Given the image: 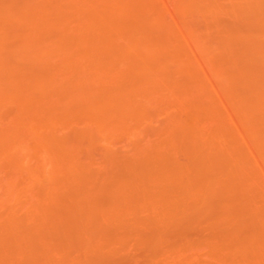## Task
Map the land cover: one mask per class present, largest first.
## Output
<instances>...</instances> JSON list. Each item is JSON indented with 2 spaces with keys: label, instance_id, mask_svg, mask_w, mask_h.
<instances>
[{
  "label": "bare ground",
  "instance_id": "1",
  "mask_svg": "<svg viewBox=\"0 0 264 264\" xmlns=\"http://www.w3.org/2000/svg\"><path fill=\"white\" fill-rule=\"evenodd\" d=\"M51 1L52 0H31L29 1V4H25V5L21 4V6L24 7H21L20 8L21 10L19 9V11H16L15 14L10 13L12 15L8 14L9 13L8 11H10L11 8L13 7L12 5L11 7L8 4L9 1H7L8 3L6 2L7 4L5 3L3 4L2 2L3 5L0 3V10L2 11V13L0 14V115L1 112L2 113L5 112L4 111L5 108L6 110H8L7 109L8 107L10 108V110H13V114L10 116L14 117V119H12L8 113H4L6 115L8 114V118H10V120L11 119L13 120L12 123L9 122L10 124H12L11 129L13 131L12 130H10V132L6 131L7 129L6 128L4 129V127L6 126L4 127L1 126L0 128V129L3 128L5 130V131L3 130L0 131V133L2 131L4 133L1 134L0 136V159L5 161L4 163L3 161H0V163H2L0 164V166L2 169V167L4 168V166L2 165L6 163L4 169L5 170L8 169L11 172L13 171V173L16 171L15 172L16 175L18 173L17 171L25 172L24 174L26 175L27 179L25 178L26 181L24 180L25 181V183L23 182L24 185L18 186L20 191L17 190H16L17 192L15 191L14 187L16 188L17 186H15L14 184H10V183L8 184V185H14L13 187L14 190L12 188L10 189L9 188L10 186L7 187V185L6 184L5 185L6 188L10 189V193H11L10 195L14 196V192H16V195H18V193L20 195L24 194L25 197H27L26 199L29 202V204L32 205L33 203L30 202H35L34 205L31 206L32 208L30 210V214L26 215V218L28 217L29 219L27 218L26 221V218L21 216L25 218L24 221H26L27 223L29 222L31 224V220L36 219L32 221V224L34 223L36 225V223L39 221L38 218L41 217L40 215L43 216L46 215L45 212L48 210L47 208L50 207V205H54L55 203L57 204V206L59 205L58 207L60 209V214L57 215V217L55 215V217L58 218V216H60L62 219H64L63 221H61L62 219L61 220L59 219V221H61L62 223L65 222L63 223L65 229L63 228L62 231L63 240L61 238L62 235L60 233V238L58 239H60L61 244L59 245L58 242H56L57 244H55V246L54 244L53 245L51 244L52 248L54 246V248L56 247L57 249L56 248L52 249L50 247L49 249L52 251L51 253L50 250L47 251L44 249L45 250L44 251L43 247L41 246L42 250L40 251L42 253L41 255L39 254V256L35 254L36 251H33L34 249L32 250V248L29 245H27L29 244L30 240L32 241V239L30 238L27 239L28 243L25 240L26 244H24L23 246L21 245L17 246L18 243L21 242L22 240V237L19 236L22 235L21 233H24L23 228L30 226V224H26L24 221L23 223H19V220H23V218L20 217L18 218L19 220L15 221L18 216L15 215L16 213L13 214L14 211L10 210L11 212L7 213V215L5 214L6 216H4V218H2L3 215L1 213L2 216H0L1 217L0 220L3 222L2 224V222L0 221L2 224L1 226L4 225L3 227L5 228V225H8L9 227L10 225L12 226L15 225L16 227L14 229L16 230L15 232L11 233L12 230L9 229V227L7 226L10 232L9 234L11 235L8 236L9 238L7 241L5 239H2V241L4 240V242L2 243L3 249L4 247H6L5 245H7V247L11 246L10 248L13 249L12 248L13 243L14 244L17 243L16 248L17 247L24 248V246L27 245L25 246V249H27L29 246V250L31 249L33 251V257L31 252L27 253V255L29 256L27 255L25 256H27L30 261H31L30 257L33 258L32 261L30 262L28 259H24L19 262L16 261L17 264H37V263L49 264L50 261L49 258H52L51 256H49V254L53 255V253L56 251L54 253L55 255H53L56 257L57 251H59L60 253L61 251L60 249L62 248L64 249L66 246H67L66 249H69L70 251L71 249L68 247V244H70L69 241L70 239H72V241L76 239L75 240L76 243H74L75 241H73L75 247L74 244L72 243L71 244L73 245L72 248L73 252L78 251L79 254L77 252H74L76 253L75 255H77L75 256L73 253L74 257L72 256L69 257L67 255L68 259L65 261L66 264H100V263L102 264L103 262L102 260H105V258L108 255L110 256V254L115 250L120 249V247L122 246L124 247L123 242L126 241L125 239L130 238V236L133 237L132 235L136 234L135 232L136 230L143 228H149V229L152 228L156 232L154 234L153 239L151 237L150 240L151 241L153 240L152 241L153 244L159 245V242L163 240L162 237L165 236L164 233L166 232L168 233L169 226L171 228L172 226H174L172 224L180 225L182 224V222L186 220V218H189V216L190 217L194 216L197 219L200 218L201 220L200 219L198 220H200L202 224L203 221H205L206 225H208L207 226L208 229L209 227L212 226L211 229L214 230L213 229L214 227L215 230L211 235L213 236L214 234H216L214 235L215 237H213L211 240L208 239L209 241H206L207 238H205L203 239V241L205 240L206 242L204 241L202 243L201 241L200 242L198 241L197 243L194 239H193L194 241H190L192 244L188 242V240H186L187 243L186 241L185 242L182 241L184 242V244H182L177 248L172 247L173 249L170 248V246H166L168 245L169 242L165 245L164 244L165 240H164L162 241L163 243L162 245L170 249V251H168L169 255L165 254L166 256L165 257L163 254L165 251L161 253L163 249L161 251L160 247L158 246L156 247L155 245L152 244V247L155 246L156 248L160 249V251L158 250L159 252L157 251L158 252L157 255L161 254L162 257L163 258L165 257L166 259L167 256H170L173 253L174 255L173 254L172 255L174 258L170 256L171 261L172 259L173 260L176 258L179 259L180 256L183 258L185 257V259H183L185 261L181 260L182 259L181 257H180V261H178V259L174 260L175 261L174 263L177 264L179 262L181 263L186 262L187 259L186 257H190L185 255L188 253L190 254L192 253L194 255L196 254L195 257H193L194 255L192 256L193 258L196 259L195 262H197L198 260L199 261L201 260V262H203L202 258L205 255L204 256L201 255L203 256L201 258L199 255L201 254V252L202 253L205 252L207 254L206 256L209 258H207L208 260H206L205 259L206 256H205L204 258L205 261L203 263L201 262L198 263L199 262L198 261L197 264H264V192H262V190L264 189H262L261 187L260 184L261 182H259L257 177L258 175L251 167V164H249V162L247 161L243 147L225 128L224 124H222L221 126L220 123V126H218L217 128L214 127V125L212 124L211 121L217 120V122L219 123V119H220L215 109L214 112L212 109L211 111L208 110L207 113L209 114L207 116L201 117L203 119L205 118V120L207 121V123L205 124L209 127L207 128L211 129V131L209 130L206 133L205 131L204 132L202 131L203 128L199 127V125L201 126V123L198 118H196L198 119L196 120V119H192L193 118L192 117L191 121H189L190 119L187 118L188 120H186L187 121L186 122L185 119L184 121L183 119H181L186 116L185 115L184 117H182L183 114L181 115V118H180V114L179 116L174 115V117L172 116L171 118L169 117L170 118L169 120L171 122L169 126L167 124H164L162 125L163 130L161 131V127L160 130H158V132L160 131L159 133L156 130L155 131L157 133L155 131L150 133L151 135H155L156 133V135L153 138V141H151L152 143L151 145L149 146L147 145L146 147H144L145 146L144 143L137 140L141 145H143L144 148L137 141L134 142L135 145L131 146L134 149V151L132 150L133 154L137 155L138 158L137 156L134 155L137 161L135 159L132 163L135 164H133L132 166V164L130 163L131 168L129 167L130 164L127 165L129 169H127L128 170L127 171L128 173H126L127 175H123L125 177L122 178L119 177L120 179L116 178L117 176L116 174L118 173L117 172L118 170L116 171L114 169L112 170L109 168L110 175H112L111 177L110 176L109 177L113 181L109 183L110 184L109 186H107L108 184L105 185L103 189H101L102 187L101 188L99 187V190L95 189L96 187H98V185L94 187V182L95 180H97L96 178L97 175L94 174L96 173L93 171L95 169L91 170L92 160L89 161L90 158L89 156H91L92 152L95 151V147H97L98 149V145L102 144V142L108 143L109 141L111 143L113 139L117 141L116 139L117 137L119 141L120 138L121 139L142 138L144 134L147 133V131H149L148 128L146 129V127H148L147 126L148 123L152 122V120L155 119V117L159 115L161 112L164 113V110L165 113L169 112L166 111V109L170 106V102H171V100L169 101L170 99L169 94H171L169 92L174 91L173 88L174 86L178 87V85H176L177 83H175L176 80H174L173 82L174 85H171L172 83L171 77H173L174 79L175 76L174 75L175 73H173L174 76H171L172 74L171 70L172 71H175V69L178 70L179 67V70L183 72V75L181 74V76L187 75L186 72L189 75L191 73L194 74V71L191 72L192 69H190V66L188 68V66L186 67L185 63L182 62L178 54L179 51L176 52L177 55L175 54L174 56V53L172 52L176 47L172 48V46L173 45L175 46L176 43H172L173 45H171L170 44L171 42L169 41L171 39L169 38H167L169 39L167 41L169 42L170 46L164 45L165 47H162V45L160 44V47L167 48L169 46L174 59H172L173 57L172 58L170 57L171 54L169 53L170 56L168 54L167 55L170 58H168L167 61L168 63L172 61V63L167 64L166 60L159 61L160 59L158 60L160 64L155 63V58H153L152 55L155 53V51L153 52V49L156 47L158 49L160 48H159V44L154 47V44L156 42L152 44V41L155 40L153 39L154 37H152L153 34L151 32L155 33L157 31L158 33L159 28H157L158 29L157 30L154 27V30L151 31L153 27L151 29L150 26L151 23H149L150 22L149 20L152 19L160 22V18L162 14L156 5L155 6L157 7L156 8L157 10L153 9V11L155 10V14H152L155 17L154 16L149 17L150 15L149 13H151L149 12L150 10L148 11L144 9L147 11V12L144 11L146 12L144 15H141L143 11L139 12L141 11V8L143 6L142 7L139 6L140 8L138 7V9L130 8L129 10V7L125 5H121V2L118 5L116 0H58L57 2L55 0H53V2ZM189 1L191 2L192 0ZM204 1H202L203 2L202 5L205 7L202 6L203 8L201 7L199 9L202 10H204V8L207 9L209 5H211L209 6L210 9L211 7L212 8L215 7V3L214 4L212 3L213 1L212 2L209 0L208 1L204 0ZM237 1L239 0L236 1L234 0V2L232 0V4L237 3ZM247 1L248 2L246 3L249 4L250 1L249 0ZM254 1L257 2V0H253L250 6L248 5L249 6L248 8H250L251 10L254 9L253 11H255V7H256L255 4H257ZM206 2H208L207 4L209 5L206 6L205 5ZM88 3L90 4L96 3V5L98 4V6L100 7V9L98 8L99 10L98 11L96 10L97 12L88 11L89 13H87V11L84 9L86 12L84 11L83 13L82 12L79 13L81 9L79 11L77 9L82 8L84 5L88 6ZM238 3L236 5H238ZM242 3L243 5H245L244 0ZM258 3L260 2L258 1ZM239 4L240 5H238V7L239 6L241 7L242 4L241 3ZM140 5H142L141 2ZM217 5L220 6L219 3H217ZM251 5L253 6L255 5V7ZM222 6L218 8L221 9ZM1 7L3 8L1 9ZM134 7L137 6L135 5ZM187 7L190 8L189 4ZM215 8L211 10L215 11L216 10ZM131 9L134 10V13L137 10L139 14L140 13L141 14L136 15L137 13L136 11V13L133 15V11ZM210 9L209 11H211ZM250 9L249 11H251ZM202 10H198V11H202ZM239 10L242 11L243 9L240 8ZM245 12H248V10ZM256 13L252 15H256ZM147 14H149L148 15L149 20L146 19ZM129 15L132 16L133 18L132 20L131 17H129ZM256 16L259 17L260 15L257 14ZM242 17L244 18V16ZM258 17L255 19H257L258 22L262 23L261 18H260L261 21H259ZM126 18H130L129 21L126 20ZM245 18L247 19V17ZM146 21L149 23V25ZM124 23H126L125 24L126 28L122 30V28L120 29V27H122L120 25ZM146 23L151 29L150 32L144 29ZM160 24L161 23H159L158 26ZM261 25H264V23H262ZM261 25L258 24V27L264 28V26ZM148 26H146V29L148 28ZM162 27L160 26V29H162ZM13 28H15V32H13L14 31ZM16 28L18 29V31L20 29H23L24 32L25 31L27 32L24 33L23 31H21L24 34H26L25 38L18 36L19 37L18 42L20 44L15 39H13L15 40V42L13 41L14 44L13 42L10 41L12 39V32L13 35L16 34L17 31ZM167 29L168 28H166V30ZM260 29L261 28H259V30ZM142 30L146 31L145 32L146 35H144L141 32ZM255 30H258V28ZM38 31H40L41 35H39ZM160 31L161 30H159V33H161ZM147 32L151 35L152 41L149 39L150 37ZM36 33L38 34V36L36 35ZM162 33L165 32L163 31ZM255 33L256 31L253 34L254 35L258 34ZM259 33L260 34H258L257 36L261 35L262 37H264V31ZM19 34L21 35V33ZM168 34L166 33L165 35L170 37ZM250 34L251 33L246 34L247 38L248 35ZM28 35L31 36L29 37ZM147 35L148 38L146 37ZM236 35L235 38L237 37ZM246 35L245 36L241 35L245 38H242L240 36L239 38L241 39L240 42L236 40L238 38L236 39L234 38L235 40L232 39L233 37L231 38V35L230 38L231 40H234L236 43L238 42L242 44L241 41L249 39L246 38ZM26 36L29 37L27 38V40H25ZM153 36H157V35L155 34ZM217 36L219 37L220 35ZM228 36L227 37L225 36V40L223 39L224 36L222 38L220 37V40L217 37L218 38L217 41L219 40L217 46L219 45L220 42L221 44L220 47H222L223 40L226 41L227 38V41L230 43L223 42L225 44L223 45L224 49L226 50L227 46L228 48L231 49L236 48V46L232 47V45H234L235 42L230 41ZM261 36L260 38L253 37V39L257 41V39L259 40L262 38ZM251 38L249 39V41H247L249 43V45H247V48H246V44H242V46L239 45L241 49L244 50L246 48V50H250L249 49L250 42H253L251 41ZM7 40H9L8 43H11L12 45L8 47L10 48L9 50L7 48L5 50V46L6 44H8ZM4 41H6V44L4 43ZM208 42H209L208 40L206 41V39H202L201 43L199 41V43L201 44V46L199 47L200 48L202 47V49H206V47L209 46V45L207 46ZM231 42H233V44ZM254 43L256 42L254 41ZM254 43H252L251 46L257 48L255 45H253ZM210 45H213V43L212 44L210 43ZM229 45L231 46L229 47ZM243 45H245L244 48H242ZM2 46H4V48H2ZM254 47H250V48H254ZM169 48L167 50H169ZM224 49H222L221 53L224 52L223 51ZM261 49L260 51H262ZM160 50L163 51V49ZM164 50L166 51V49ZM253 50L254 49H252V52ZM256 50L257 49H255L253 53L250 52L251 50L246 51L247 53H250V55L248 54L249 56L246 55L247 57H245V52L242 51L243 52L242 55L245 58L249 57L251 60V57L255 58L253 55H251V53L254 54L255 52H259V55L262 53ZM227 51H231V50L228 49ZM4 53L7 54L6 56H8L10 60L8 64L5 65L4 63L1 64V60L3 61L4 59L3 57ZM213 54L215 55V53ZM262 55L259 56L260 59H262ZM213 56L210 58H212L211 63H213L212 65H214L213 68L214 72H216L217 75L218 73L219 75H221L220 74L221 71L219 70L221 69L220 63H218L217 60L218 58L215 57L217 56V52L216 55L214 57ZM258 56L255 59L256 61L258 59ZM157 57H156V62L158 59ZM253 58L251 62H255ZM260 59L258 60L260 61ZM223 60L225 61V59ZM259 61L256 62L258 63L257 65L259 66L264 65V60H261L262 64ZM23 62H26L25 64L26 67L21 66L24 65ZM251 62H250L251 66H254V68H256L257 65H252L253 63ZM164 63L166 65H164ZM217 63L219 65H217ZM233 63L235 62L233 61ZM240 66L243 65L241 64ZM249 66L250 65H248L247 66L248 69L246 68L247 70H245L247 71V74L243 72V74H239V76L241 75L242 78H244L247 77L246 75L249 74L248 75L249 77L250 74L252 73L251 71H249V69L251 68V66L250 68ZM259 66H257V68H259ZM182 67H184L185 69H183ZM179 70L177 72L181 73V71ZM118 72L120 73V75H122L121 78L120 76L118 77L116 75L118 74ZM258 73L260 72L258 71ZM230 76L232 75L230 74ZM235 76L234 78H236ZM241 76L239 78H241ZM69 77L70 79L72 77V79L77 81L76 83L74 82V84H77L80 81L85 82L87 80L88 81L90 80V83L89 82L87 83L88 86L86 85V82L84 83V85L87 88L83 87L81 82L80 87L82 86L83 90L84 88H86V91L85 90L83 91L81 89L82 91L81 93V91L77 89L78 91H80L78 92L75 87L77 86L78 88L79 86L78 84L75 86L72 85L73 86L72 89L75 87L74 89L76 90V94L80 93L79 96H76L75 94H73V92L71 93L70 90L69 91L66 90L67 93L69 94H67L66 91L65 93L67 95L65 93L62 94L63 88H61V86L63 87V85L66 86L68 84V82H66L67 80L65 81V79L66 78L69 79ZM182 78L186 79V77H182ZM237 80L239 79L237 78ZM190 81H192V79ZM253 81L255 82V80ZM260 81L259 83L264 84V82H260ZM64 82H66L67 84L66 83L64 84ZM70 84L69 86H71ZM257 84H258V80L257 83L255 82V84L252 85L257 86ZM187 85L184 86L189 87V85L188 86ZM258 85L260 86V90L258 89L259 86H257L258 88L252 86L253 87L252 90L248 89V91H250L249 93L247 92L248 95L246 94V92L244 94L239 93L242 94L243 96L239 98L240 101L239 103L237 102L238 104L234 102L237 105V108L239 109V110L236 109L238 115L242 117L243 121L246 119L247 123L248 120L249 121L251 120V123L260 122L264 124V114H262L264 113V90L261 91V89L264 88V85L262 86L260 84ZM58 88H61V93H59L60 91L57 93ZM232 88L233 86L231 87V89ZM235 88L234 90H236ZM52 90L55 91L56 94L53 93ZM166 91H167L166 94L169 95L168 96L169 102L167 101L165 95ZM83 93H84V97L81 96V94L83 95ZM59 94L60 95L62 94L63 96L61 97ZM234 94L235 93H233V95ZM172 95H171V99L172 97H175ZM79 97L83 99H80ZM233 99H237V98H232V100ZM75 100H79L77 106ZM69 103H72L71 105L75 103L74 106H76L75 109H72L70 107V109L73 110L70 111L69 109L70 112H68L69 107L66 108L65 106V105L68 106ZM56 105L57 108L59 109L54 110ZM37 106L39 109L37 108L36 111ZM50 106H54V107H50ZM45 107L47 109H45ZM258 110L262 111V112L260 111L261 112L260 116L256 114V111ZM28 112H32L29 113L28 116L29 117L31 116L32 119L34 118L33 120L32 119L26 120L23 117L27 115ZM34 112L36 114L38 113V115L36 116ZM181 112L182 111H180V113ZM4 114H2L3 119L9 120L4 117L5 116ZM32 114H34L35 117H33L34 115L32 116ZM14 120H16V122H14ZM201 122L203 124L202 120ZM72 125L73 126L78 125L80 126V129L76 130L75 127H72ZM166 126L168 127L164 128ZM212 126L214 130L216 129V131L213 134H210L211 132H213L212 131L213 129L211 128ZM70 127L74 129V133L72 132L73 130L71 131V133H73L72 135L73 137L71 138V140L66 137L62 138L57 134L58 129H65V128L68 129ZM205 130L207 129L205 128ZM5 132L7 133L5 134ZM149 132L147 134H149ZM203 133L207 135L205 136ZM254 133L257 135L258 131L257 133L256 132ZM69 136L71 137V135ZM190 136H192V138ZM146 137L149 138L148 136H145V140ZM114 140L112 142H114ZM149 140L151 139L149 138ZM256 147L258 148L261 154L260 156L264 158V132L258 135ZM103 150L100 152V155L104 157L103 160H105L106 158L107 160H110L109 161L110 163L111 161H113L114 164L111 163L113 165L111 167L114 168L116 166L115 162L118 161L117 160L118 158H116L115 154L113 156V154H110L111 152L108 153V150L107 151H103ZM97 152L99 151L97 150ZM82 153H83V157L84 156L85 157L80 159L79 155ZM181 153L184 154L185 157H187L185 159L186 161L183 160L185 163L179 162V160H177L178 158L177 155L178 154L181 155ZM25 155H27L28 157L30 155L32 156L31 161L33 162V164L31 165L29 164L30 166L28 167H25L23 165L25 162L24 163L22 162L23 161L22 159H24L23 157ZM83 159L85 160L83 161ZM116 167L115 169H117ZM21 177L24 176L21 175L20 178ZM50 182H52L53 184ZM236 186L238 187L237 190H236L237 188ZM38 187L44 188L43 191L42 190L39 191L42 188H38ZM35 188H37L38 190H36ZM32 190L39 192L38 194L42 192L43 196L40 194L39 198L35 197L34 196L35 192H32ZM31 194L33 195L34 199L31 197ZM38 194L36 193L35 195L37 196ZM20 198L21 197H19V200ZM19 200L17 203H15L16 205H18V208H20L21 206V205L19 206V202H20ZM23 203L24 202H20V204ZM35 204H37L36 206H38L39 208L34 207ZM3 205L6 206V204ZM12 206L14 205H11V207ZM62 209H64L62 212H65V214L61 212ZM42 210L43 211L45 210L44 213ZM61 213L64 215H62ZM21 214H23V212H21ZM47 220L48 223L50 224L51 221L49 222V219ZM42 222L44 223V221ZM106 225L109 226L112 225V227L110 226L111 227L110 228L109 226H107L108 228L107 229ZM22 226L23 228H21ZM49 227L51 228V226ZM114 227L116 228V231H118V229L119 231L120 229L125 230L128 235H126L125 232L124 235L122 232H121L122 234H120L119 232H115ZM50 228H47V230L46 229L45 230L48 231ZM53 228H54L53 230H55V227ZM112 228L114 231H112ZM35 230L36 228L34 227L33 231ZM106 230H108V234H110L109 231H112L110 235H112L114 232L117 234L115 235L113 234V236H107L106 234H104L105 233L104 231ZM134 232L135 234H133ZM40 234L41 232L39 234L36 233V235H39L38 238L41 237ZM4 235H6V231ZM4 235L3 237H6ZM52 235L50 234L49 236ZM23 236H25V233ZM73 236L76 238H74ZM98 236H100L99 239ZM42 240L44 244L45 239ZM100 240L103 241L101 242ZM5 242L6 244L4 245ZM9 242L12 244H10ZM50 242L52 241H49V243ZM141 242L143 241L141 240L140 243ZM146 242H143V244ZM193 242H196L197 244H193ZM35 243H37L36 240ZM66 243L68 244L66 245ZM168 248L165 249L169 250ZM25 249L22 250L24 251ZM38 249H40V246L37 247V250ZM18 251L20 252V250ZM18 251L16 252L17 254L19 253ZM25 252L27 251L25 250ZM47 252L50 253L48 254ZM3 254L4 256H7V254L5 253ZM34 255L35 256L37 255L36 258L38 259L35 258L36 260H38L37 262H34L35 261ZM197 255L200 257V259H197L196 257ZM20 256L23 257L24 254H21ZM41 256H44L45 260ZM160 256L157 257L159 259H162L163 262L164 259L161 258ZM19 257L16 258V260L17 259L20 260ZM39 257L42 260H39ZM59 257L60 258L58 257L56 258L58 259L62 258L61 255ZM46 259H49V261H47ZM53 260H55V258H53L51 261ZM63 260L62 262L61 260L58 261L57 264H62V263L65 264ZM155 260H152L150 264H159ZM51 261L50 263L52 264L53 262ZM193 262L194 260L192 261V263ZM54 263L56 264V262Z\"/></svg>",
  "mask_w": 264,
  "mask_h": 264
},
{
  "label": "rangeland",
  "instance_id": "2",
  "mask_svg": "<svg viewBox=\"0 0 264 264\" xmlns=\"http://www.w3.org/2000/svg\"><path fill=\"white\" fill-rule=\"evenodd\" d=\"M7 1H9V3L7 2ZM26 1L27 0H3V1H1L0 0V3L2 4V2H3V4L5 3V4H9L10 6L12 5L13 7H14V5H15V7H17V8H15L14 7V9H13V7L11 8V10L10 11H8V12H6V13H8V14H10V13H12V14H15V12L16 11H19V9L21 8V7H24V6H21V4H29V1H31V0H29V1H27V3H26ZM56 2L58 1V0H55ZM55 1H54V3H55ZM139 0H116V2L118 3V5L120 4V2H121V5H125V6H127V7H129V10H130V8H136V9H138V7L139 6H143L142 8H141V11H139V12H142L143 11V13L141 14V15H144L147 11L146 10H150L149 12H151V13H149V14H147L146 16L148 17V15H149V17H153L154 15H152V14H155V10H157L156 8L158 7L159 8V10H160V12H161V14H162V16H161V18H160V22L159 21H157V20H149V17L147 18L146 17V19L147 20H149L150 22L149 23H151V29H152V27H153V29L151 30L150 28H149V23H148V25H147V23H146V25H145V30H148L149 32H150V30L151 31H153L154 30V27H155V29H157V28H159V30H161L160 32L162 33L163 31L165 32V33H159V30H158V33L160 34H158L157 33V31L155 32V33H153V32H151L153 35H157V36H153L152 35V37H154L153 39L155 40V41H152L151 39H152V37H151V35L149 34V39L152 41V44H154V42H156L155 44H154V47L155 46H157L158 44H159V48L160 49H163V51L162 50H160V49H158L157 47L156 48H154V49H156V50H154L153 49V52L155 51V53L154 54H152L153 55V58H155V63L156 64H160V62L159 61H161V60H168V58H172L173 57V54L172 53H174V56H175V54L177 55V53L176 52H178V54H179V57H180V59L182 60V62H184L185 63V65H186V67L188 66V68H189V66H190V69H192V71L191 72H193L194 71V74L193 73H191L190 75L186 72V70L188 69H186L185 70V72H186V74L187 75H185V76H181V74L183 75V72L181 71V70H179V67H178V70L179 71H181V73L179 72H177L178 70L177 69H175V71H172L171 70V72H172V74H171V76H174V79H173V77H171V81H172V83H171V85H174L173 84V82H174V80H176L175 81V83H177L176 85H178V87L176 88L175 86L173 87L174 88V91H171V92H169V93H171V94H169V95H167L166 93H167V91L165 92V95H166V98H167V101H168V99H169V101L171 100V102H170V106L166 109V111H169L168 113H170V114H168V113H165V110H164V113L163 112H161L159 115H157L156 117H155V119H153L152 120V122H150V123H148L147 124V126L148 127H146V129L148 128V130L150 131H147V133L149 132V134L151 133V132H154L155 130L158 132V130H160V127H161V131L163 130L162 129V125H164V124H167L168 126L171 124V122H170V118H171V116L172 117H174V115H178L179 116V114H180V118H181V115H182V117H184L185 115V117L184 118H181V119H183V121H184V119H185V121L186 120H188L187 118H189L190 120L189 121H191L192 119H196V118H198L199 120H200V123H201V126L199 125V127L200 128H203V132L205 131V133L206 132H208L209 130L211 131V129H208L209 127L205 124V123H207V121L205 120V118L203 119V118H201V117H203V116H207L209 113H207L208 112V110H210L211 111V109L213 110V112H214V109L216 110V112L218 113V115H219V118L221 119H219V123L217 122V120H214V121H211L212 122V124L214 125V127H218V126H220V123H221V126H222V124H224V126H225V128L231 133V135L236 139V141L243 147V149H244V152H245V155H246V158H247V161L249 162V164H251V167L253 168V170L256 172V174L258 175H256L257 177H258V180H259V182H261L260 184H261V187H262V189H264V158H262V156H260L261 154H260V152H259V150H258V148L256 147V145H257V140H258V135H260V134H262V132H264V124H262V123H260V122H257V123H254V122H252L251 123V120L249 121L248 120V123H247V120L245 119L244 121L242 120V117L240 116V115H238V112H237V110H239L238 108H237V105L236 104H238L239 103V101H240V99L239 98H241V96H243L242 94H244L245 92H246V94H247V92L249 93L250 91H248V89L249 90H252L253 89V87H257V86H259L258 84H260L261 86L262 85H264V84H261V83H259V81L260 82H264V80H262V79H264V76H262V75H264V65H261V66H259V65H257L258 63H256L257 61H259L258 59H260L259 58V56L260 55H262V54H264V43H262V42H264V37H262L261 35V39H257V41L255 40V39H253V37H259L260 38V36H257L258 34H260L259 32H262V31H264V30H262V29H264V28H262V27H258V24L259 25H261L262 23H264V11H262V10H264V4H262V3H264V0H257V2L256 1H254V2H256L257 4H255L256 5V7H258V8H256L255 7V5L253 6V5H251V6H253V7H255V11H253V10H251L250 8H248L249 6H250V4L253 2V0L251 1V0H249L250 2H249V4H247L246 2H248L247 0H244V3H245V5H243V0H239V1H237V3L239 2V3H241L242 5H241V7L239 6L238 7V5H240L239 3H238V5H236L237 3H233L232 4V0H209V1H213L212 3L214 4L215 3V7H217V8H215V7H213V8H215L216 10L215 11H213V10H211V9H213L212 7H211V9H210V7L209 6H211V5H209V4H207L208 2H206V6L207 5H209L208 6V8L211 10V11H209V9L207 8V9H205L204 8V10H202V9H199V8H201L203 5H202V1H204V0H201V3H200V0H192L191 2L189 1V0H140L139 2H138ZM152 1H153V4H152ZM206 1H208V0H206ZM215 1H217V2H215ZM224 1H225V3H224ZM226 1H228V2H226ZM236 1V0H235ZM240 1H242V2H240ZM258 1L260 2V3H258ZM7 2V3H6ZM19 2V3H18ZM51 2H53V0L51 1ZM124 2V3H123ZM125 2H126V4H125ZM140 2L142 3V5H140ZM151 2V3H150ZM233 2H234V0H233ZM138 3V4H137ZM199 3V4H198ZM204 3H205V1H204ZM217 3H219L220 4V6H222V5H224V6H222L221 7V9H219L218 7H220L219 5H217ZM230 3V4H229ZM2 4V5H3ZM18 4V5H17ZM147 4H148V6H147ZM188 4H189V6H190V8L189 7H187L188 6ZM260 6H259V5ZM17 5V6H16ZM92 5H94V6H92ZM129 5V6H128ZM132 5V6H131ZM137 6V7H134V6ZM157 7H156V6ZM231 5H233V6H231ZM249 5V6H248ZM18 6H20V7H18ZM198 6V7H197ZM200 6V7H199ZM213 6V5H212ZM236 6H237V8H236ZM4 7V6H3ZM3 7H1V9L3 8ZM6 7H8V6H6ZM146 7H148V8H146ZM183 7V8H182ZM203 7H205V6H203ZM202 7V8H203ZM234 7V8H233ZM243 7V8H242ZM244 7H245V9H244ZM100 9V7L98 6V4L96 5V3H92V4H90V3H88V6L87 5H84L82 8H79V9H77L78 11L80 10V12L79 13H83L85 10L87 11V13H89V12H95L96 10L98 11L99 9ZM140 8V7H139ZM194 8V9H193ZM196 8V9H195ZM241 8V9H243L242 11L241 10H239V9ZM247 8V9H246ZM6 9H9V8H6ZM83 9V10H82ZM85 9V10H84ZM92 9V10H91ZM128 9V8H127ZM131 9V10H132ZM135 9V10H136ZM144 9H146V10H144ZM153 9H155L154 11H153ZM191 9H192V11H191ZM218 9V10H217ZM249 9L251 10V11H249ZM257 9H259V10H257ZM21 10V9H20ZM198 10H202V11H198ZM248 10V12H245V11H247ZM257 10V11H256ZM1 11V10H0ZM85 11V12H86ZM89 11V12H88ZM96 11V12H97ZM133 11V15L136 13V11H135V13H134V10H132ZM144 11H146V12H144ZM152 11H153V13H152ZM185 11H187V12H185ZM189 11V12H188ZM139 12L137 11V13H136V15L137 14H139ZM240 12V13H239ZM252 12H254V13H252ZM256 12H258V13H256ZM2 13V11L0 12V14ZM246 13H248V14H246ZM255 14L256 13V15L258 14V15H260L259 17L258 16H256V15H252V14ZM12 14H10V15H12ZM139 14V15H140ZM239 14V15H238ZM243 14V15H242ZM251 14V15H250ZM242 16H244V18L242 17ZM249 16V17H248ZM254 16H256V17H254ZM128 17V16H127ZM129 17H131V20L133 19L132 18V16H130L129 15ZM136 17V16H135ZM155 17V16H154ZM163 17V18H162ZM245 17H247V19L245 18ZM258 17V19H259V21H261L262 20V23L261 22H258L257 21V19H255V18H257ZM260 18H261V20H260ZM129 19L130 18H126V20H128L129 21ZM154 19V18H153ZM162 20V21H161ZM255 21V22H254ZM258 22V23H257ZM159 23H161L159 26H158V24ZM126 23H124V24H122V25H120V26H122V27H120V29L122 28V30H124L125 28H126V25H125ZM253 25H255V26H253ZM257 25V26H256ZM146 26H148V28L146 29ZM158 26V27H157ZM160 26L162 27V29H160ZM261 26H264V25H261ZM213 27V28H212ZM253 27V28H252ZM166 28H168L167 30H166ZM216 28V29H215ZM258 28V30H259V28H261L260 30H259V32H258V30H255V29H257ZM163 29H165V30H163ZM171 29V30H170ZM214 29V30H213ZM219 29V30H218ZM253 29V30H252ZM13 32H15V28H13ZM16 34L19 32V33H21V35L19 34H14L13 35V32H12V39L10 40L11 42H15V40H17V42H18V39H19V37L18 36H21V37H24L25 38V35L26 34H24L25 32L23 31V29H20L19 31H18V29L16 28ZM145 30H142L141 32L144 34V35H146V31ZM163 30V31H162ZM203 30V31H202ZM228 30V31H227ZM233 30V31H232ZM236 30V31H235ZM21 31H23V32H21ZM169 31V32H168ZM206 31H208V32H206ZM225 31V32H224ZM251 31H256V33L255 34H257V35H254L253 33L254 32H251ZM39 32V35H41L40 34V31H38ZM37 32V33H38ZM141 32H139V33H141ZM175 34H173V33ZM204 32V33H203ZM218 32V33H217ZM230 32V33H229ZM247 32V33H246ZM27 33V32H26ZM36 33V35L38 36V34ZM42 33V32H41ZM168 34L170 37H173V38H170V37H168L167 35H165V34ZM226 33H227V35H226ZM245 33V34H244ZM248 33H251L250 35H248V38L250 39L251 37V41H253V42H250V46H249V49L251 50H246V48H247V45H249V43L247 42V41H249V39L247 38V35L246 34H248ZM24 34V35H23ZM164 34V35H163ZM172 34V35H171ZM223 34H225V35H223ZM237 36L236 38H240V36L241 35H246V38L248 39V40H244V41H241V43L242 44H246V48L244 49V50H246V51H250V52H252V49H257L256 51H260V49H261V47H262V51H260V55H259V52H255L254 54H252L253 52H254V50H253V52L251 53V55H253L255 58H253V57H251V60H250V58L248 57V58H245V57H247L246 55H250V53H247L246 51H244L243 49H241V47L239 46V45H241L242 46V44H240V43H236L234 40L236 39L235 38V35ZM252 34H253V36H252ZM16 35V36H15ZM138 35H140V34H138ZM174 35V36H173ZM217 35H220L219 37L217 36ZM229 35V36H228ZM230 35H231V38L232 39H234V40H231V38H230ZM234 35V36H233ZM238 35H239V37H238ZM29 37L31 36V35H28ZM161 36V37H160ZM167 36V37H166ZM205 36V37H204ZM219 38V40H220V37L222 38L223 36V39L225 40V36L227 37H229V39H230V41H233V42H235L234 43V45H232V47H234V46H236V48H228V46H227V48H226V46H225V48H226V50L224 49V47H223V45H225L224 43L225 42H227V43H230V42H228L227 41V38H226V41H224L223 39H221V40H223V42H222V47H220L221 46V44H220V42H219V47L217 46V43H218V41H217V37ZM21 37H20V39H21ZM29 37H27L26 36V39L25 40H27V38H29ZM147 38H148V35L146 36ZM201 37V38H200ZM206 37H209L210 38V40H209V38H206ZM242 38H245V37H243V36H241ZM24 38H23V40H24ZM167 38H169V39H173L172 41L171 40H169V39H167ZM176 38V39H175ZM13 39H15V40H13ZM202 39H206V41L208 40L211 44L213 43V45H210V43L208 42L207 43V46L208 47H206V49H209L210 47L213 49H209V50H206V49H202V47L200 48L199 46H201V41H202ZM228 39V40H229ZM236 39L237 41H239L240 42V40L241 39ZM9 40H7V43H8V41ZM162 40V41H161ZM167 40H169L171 43V45H173L172 43H176L175 44V46L173 45L172 46V48L173 47H176L175 49H174V51H173V49H172V53H171V49L169 48V46H170V44H169V42L167 41ZM213 40H215V41H213ZM22 41V40H21ZM20 41V42H21ZM158 41V42H157ZM173 41H175V42H173ZM199 41H200V43H199ZM213 41V42H212ZM217 41V42H216ZM254 41L256 42V43H254ZM259 41V42H258ZM14 42H13V44H14ZM216 42V43H215ZM233 42H231L232 44H233ZM4 43L6 44V41H4ZM19 43V42H18ZM151 43V42H150ZM165 43V44H164ZM167 43V44H166ZM226 43V44H227ZM248 43V44H247ZM252 43H254L253 45H255L257 48H255L254 46H251V44ZM5 44H3V45H5ZM10 44V45H9ZM20 44V43H19ZM151 44V45H152ZM160 44L162 45V47H165L166 45H169L167 48H161L160 47ZM214 44H216V45H214ZM236 44V45H235ZM238 44V45H237ZM165 45V46H164ZM228 45V44H227ZM258 45V46H257ZM10 46H12L11 45V43H8V44H6V46H5V50H6V48L9 50L10 48H8V47H10ZM213 46H214V48H213ZM231 45H229V47H230ZM238 46V47H237ZM244 46L245 45H243V47L242 48H244ZM250 47H254V48H250ZM259 47V48H258ZM2 48H4V46H2ZM169 48V50H167ZM219 48V49H218ZM224 49L223 51V53L224 54H226V55H224L223 53H221V51H222V49ZM237 48H240V49H237ZM21 49H23V48H21ZM158 49V50H157ZM164 49H166V51H169V52H166ZM177 49V50H176ZM202 49V50H201ZM216 49V50H215ZM218 49V50H217ZM231 50V51H227V50ZM4 50V49H3ZM25 50V49H24ZM23 50V51H24ZM157 51H158V54H157ZM159 51H161V52H159ZM237 51V52H236ZM241 51V52H240ZM245 52V57L242 55V53L243 52ZM6 52V51H5ZM139 52V51H138ZM216 52H217V56H215L216 55ZM220 52V53H219ZM234 52H236V53H234ZM169 53L171 54V56L169 55ZM209 53H210V55H209ZM213 53H215V57L216 58H218L217 60H218V63H220V68L222 69H219L222 73H223V75H222V73L220 72V74L221 75H219V73H218V75H217V73L216 72H214V65H212L213 63H211L212 62V58H210V57H212L213 55L212 54ZM229 53V54H228ZM231 53V54H230ZM240 53V54H239ZM170 56V57H168V55ZM218 54H220V55H218ZM7 54H5L4 53V55H3V57H4V59H3V57H2V59H3V61L1 60V64L2 63H4V65L5 64H8V62L10 61L9 60V57L8 56H6ZM155 55H159L158 57L157 56H155ZM208 55V56H207ZM222 55H223V57H222ZM238 55H239V57H238ZM248 55V56H249ZM259 55V56H258ZM6 56V57H5ZM213 56V57H214ZM258 56V59H257V61L255 60L256 59V57ZM156 57L158 58L157 59V62H156ZM161 57V58H160ZM220 57V58H219ZM230 57V58H229ZM8 58V59H7ZM243 58V59H242ZM252 58L254 59V61L255 62H251L252 61ZM7 61H6V60ZM160 59V60H159ZM172 59H174V57L172 58ZM223 59H225V61L223 60ZM246 59V60H245ZM6 62H5V61ZM159 60V61H158ZM169 60H171V59H169ZM184 60V61H183ZM261 60H264V55H262V59H260V61L259 62H261V64H262V61ZM154 61V60H153ZM220 61V62H219ZM231 61V62H230ZM233 61L235 62V63H233ZM249 63H248V62ZM165 62V61H164ZM188 62V63H187ZM241 62V63H240ZM250 62L251 63H253L252 65H257V66H259V68H257V66H256V68H254V66H251V64H250ZM161 63H163V62H161ZM172 63V61L170 62V63H168V61H167V64H171ZM183 63V64H184ZM217 63V65H219ZM247 63V64H246ZM23 64L24 65H21V66H25L26 67V62H23ZM243 65V66H240V65ZM163 65V64H162ZM164 65H166L165 63H164ZM192 65V66H191ZM226 66V68H225V66ZM248 65H250L251 66V68H250V66H249V68L251 69H249V71H251L252 73L250 74V76L248 77V75H246L247 77H244V78H242V76H241V78H239L240 76H239V74H243V72L244 73H246L247 74V71H245V70H247L248 68H247V66ZM223 66H224V68H223ZM231 66H232V68H231ZM235 66V67H234ZM236 66H237V68H236ZM238 66H239V68H238ZM192 67V68H191ZM181 68V67H180ZM183 69H185L184 67H182ZM236 70H235V69ZM241 68H243V69H241ZM247 68V69H246ZM254 68V69H253ZM36 69V68H35ZM195 69V70H194ZM224 69V70H223ZM239 69V70H238ZM262 69V70H261ZM177 70V71H176ZM231 70V71H230ZM243 70V71H242ZM196 71V72H195ZM225 71V72H224ZM240 71H241V73H240ZM256 71V72H255ZM258 71L260 72V73H258ZM177 72V73H176ZM184 72V73H185ZM233 72V73H232ZM173 73H175L174 75H173ZM215 73V74H214ZM226 73V74H225ZM259 75H258V74ZM262 73V74H261ZM179 74H180V76H179ZM230 74L232 75V76H230ZM118 77L120 76V78H121V76L122 75H120V73L118 72V74H116ZM225 75H227V76H225ZM236 75V76H235ZM245 75V74H244ZM243 75V76H244ZM222 76V77H221ZM234 76L236 77V78H234ZM117 77V78H118ZM182 77H186V79L185 78H182ZM196 77V78H195ZM231 77V78H230ZM260 77V78H259ZM183 79V81H182V79ZM188 78V79H187ZM195 78V79H194ZM226 78H227V80H226ZM233 78H234V81H233ZM237 78L239 79V80H237ZM255 78V79H254ZM258 78V79H257ZM71 79H72V77H71ZM70 79V77H69V79H65V81L66 82H68V84L66 83V82H64V84L66 83L67 85L65 86V85H63V87L61 86V88H63V91H62V94L63 93H65V91L67 90V91H71V93L73 92V94H75L76 96H79V94H76V90L78 89V90H80L81 91V89L83 90V88H82V86L80 87V85H81V82L82 81H80V82H78L77 84H74V82L76 83L77 81H75L74 79H72L71 80ZM178 79V80H177ZM179 79H180V81H181V83H180V81H179ZM192 79V81H190V80ZM194 79V80H193ZM231 79H232V81H231ZM235 79H236V81H235ZM255 80V82L257 83V80H258V84H257V86H254V85H252V84H255V82L253 81V80ZM248 80H250V81H248ZM179 82V84H178V82ZM189 83H188V82ZM195 81H197V82H195ZM240 81V82H239ZM247 81H248V83H247ZM71 84H70V83ZM86 82V85L88 86V82L90 83V80L88 81H85ZM84 81L82 82V85H83V87H86L85 85H84V83H85ZM187 82V83H186ZM195 82V83H194ZM238 82V83H237ZM190 83H191V85H190ZM69 84L71 85V86H69ZM79 84V86H78V88H77V86H75V85H78ZM189 85V87H186V86H184V85ZM193 84V85H192ZM248 84V85H247ZM72 85H74L75 87H76V90L73 88L72 89ZM181 85V86H180ZM187 85V86H188ZM197 85V86H196ZM65 86V87H64ZM180 86V87H179ZM196 88H195V87ZM233 86V88L231 89V87ZM235 86H236V88H235ZM238 86V87H237ZM240 86V87H239ZM253 86V87H252ZM89 87H90V85H89ZM184 87H186V88H184ZM246 87V88H245ZM61 88H58L57 89V93L59 92V93H61ZM80 88V89H79ZM87 88V87H86ZM86 88H84V90L86 91ZM175 88H176V90H175ZM178 88H179V90H178ZM189 88H190V90H189ZM193 88H195V89H193ZM229 88H230V90H229ZM234 88L236 89V90H234ZM258 88V87H257ZM256 88V89H257ZM262 88V87H261ZM72 89V90H71ZM185 89V90H184ZM187 89V90H186ZM259 90H260V86H259V88H258ZM55 90V89H54ZM75 90V91H74ZM77 90V91H78ZM83 90V91H84ZM262 90H264V88H262L261 89V91ZM53 91V90H52ZM56 91V90H55ZM55 91H53V93H55L56 94V92ZM67 91H66V93H67ZM80 91H78V92H80ZM181 91V92H180ZM239 91V92H238ZM172 92H173V95H172ZM65 93V94H66ZM81 93H82V91H81ZM176 93V94H175ZM179 93H181V94H179ZM233 93H235L234 95H233ZM239 93H242V94H239ZM60 95L61 97L63 96V95ZM67 94H69V93H67ZM66 94V95H67ZM246 94H245V96H246ZM58 95V96H59ZM65 95V96H66ZM171 95L172 96H175V97H172V99H171ZM176 95H178V96H176ZM248 95V94H247ZM59 96V97H60ZM81 96L82 97H84V93H83V95L81 94ZM168 96H169V98H168ZM80 98V97H79ZM232 98H237V99H233L232 100ZM80 99H83V98H80ZM174 99V100H173ZM177 99V100H176ZM81 101V100H80ZM168 101V102H169ZM74 102V101H73ZM75 102H76V106H77V103L79 102V100H75ZM236 104H235V103ZM238 102V103H237ZM173 103V104H172ZM72 103H69V105L67 106V105H65L66 106V108L67 107H69L68 108V112H70L72 109H75L76 108V106H74V104L73 105H71ZM236 105V107H235V105ZM208 105V106H207ZM240 105V104H239ZM238 105V106H239ZM172 106V107H171ZM40 107V106H39ZM48 107V106H47ZM50 107H54V106H50ZM49 107V108H50ZM59 107V106H58ZM70 107L72 108V109H70ZM210 107V108H209ZM213 107V108H212ZM37 108H38V106L36 107V111H37ZM208 108V109H207ZM7 109L8 110H6V108L4 109V113H8L9 114V116L10 115H12L13 114V110H10V108H8L7 107ZM39 109V108H38ZM45 109H47L46 107H45ZM55 109H59V108H57V105L55 106V108H54V110ZM69 109H70V111H69ZM169 109V110H168ZM237 109V110H236ZM11 112H10V111ZM51 110V109H50ZM67 110V109H66ZM39 111V110H38ZM73 111V110H72ZM180 111H182L181 113H180ZM261 111V110H260ZM259 110L258 111H256V114H258V116H260V114H261V112H260ZM33 112V111H32ZM32 112H28L27 113V115H25V116H23L26 120H31L32 118H31V116L29 117L28 115H29V113H32ZM4 113H2L1 112V115L2 114H4ZM35 113V112H34ZM202 113V114H201ZM240 113V112H239ZM8 114L6 115V114H4L5 116V118L6 119H9L10 120V118H8ZM171 114H173V115H171ZM190 116H189V115ZM199 114V115H198ZM201 114V115H200ZM262 114H264V113H262ZM0 115V116H1ZM34 114H32V116H33ZM35 115L37 116L38 115V113L36 114L35 113ZM35 115L33 116V117H35ZM193 115V116H192ZM197 117H196V116ZM217 115V116H218ZM238 116H240V117H238ZM12 119H14V117H12V116H10ZM170 117V118H169ZM193 117V118H192ZM23 118V119H24ZM192 118V119H191ZM241 118V119H240ZM0 119H1V121H0V128H1V126H6V127H4V129L6 128L7 130L6 131H8V132H10V130H12L11 128H12V124H10V123H12L13 122V120L11 119L10 121L9 120H5V119H3V115L0 117ZM34 119V118H33ZM32 119V120H33ZM198 119H196V120H198ZM3 120V121H2ZM6 122H5V121ZM169 120V121H168ZM201 120L203 121V124H202V122H201ZM188 121V122H189ZM3 122V123H2ZM10 122V123H9ZM14 122H16V120H14ZM187 122V121H186ZM219 124H217V123ZM208 123H210V122H208ZM9 124V125H8ZM17 124V123H16ZM16 124H15V126H16ZM251 124H254V125H251ZM259 124H261V125H259ZM204 125V126H203ZM206 125V126H205ZM251 125V126H250ZM11 126V127H10ZM14 126V125H13ZM14 126V127H15ZM168 126H166V127H164V128H167ZM210 126V125H209ZM72 127H75V129L77 130V129H80V126H78V125H75V126H73L72 125ZM208 127V128H207ZM252 127V128H251ZM205 128L207 129V130H205ZM212 129H213V126L211 127ZM257 128V129H256ZM3 128L2 129H0V131L1 130H3V131H5ZM66 129V128H65ZM58 129L57 131V134L60 136V137H66V138H68V139H70L71 140V138L73 137L72 135H73V133H74V129L73 128H68V129ZM71 129V130H70ZM152 129H153V131H152ZM258 131V133H257V131ZM73 130V131H72ZM3 131L0 133V136H1V134H4L3 133ZM13 131V130H12ZM64 131V132H63ZM71 131L73 132V133H71ZM155 131V132H156ZM213 132H211L210 134H213L215 131H216V129L214 130H212ZM253 131V132H252ZM156 132V133H157ZM160 132V131H159ZM158 132V133H159ZM254 132H256L257 133V135L254 133ZM7 132H5V134H6ZM147 133H145L144 134V136L142 137V138H140V139H135V138H120V141H119V139H118V137L116 138L117 139V141L116 140H114V142H112L111 141V143L108 141V143L106 142H102V144H99L98 145V149H97V147H95V151L94 152H92V154H91V156H89L90 158H89V161H91V170H93V169H95V170H93L94 172H96V173H94V174H96L97 176H96V178H97V180H95V182H94V187L95 186H97L98 185V187H96L95 189L97 190H99V187L101 188V189H103V187L105 186V185H107V186H109L110 184V182L111 181H113L110 177L112 176V175H110V169H114V170H118L117 172V176H116V178H122V177H125V176H123V175H127L126 173H128L127 171V169H129V167L131 168V164H132V166H133V164H135V163H132L135 159H136V157L135 156H137V155H135V154H133V151H134V149H133V147H131V146H133V145H135L134 144V142H136L137 140H139V141H141L142 143H144V147H146L147 145L149 146V145H151L152 143H151V141H153V138H154V136L156 135V133H155V135H149V134H147ZM204 134V133H203ZM69 135H71V137L69 136ZM193 135V134H192ZM205 135V134H204ZM207 135V134H206ZM205 135V136H206ZM68 136V137H67ZM145 136H148L151 140H149V138H147L146 137V140H145ZM211 136V135H210ZM188 137V136H187ZM191 138H192V136H190ZM66 138H64V139H66ZM191 138H189V139H191ZM67 139V140H68ZM128 140V141H127ZM148 140V141H147ZM116 141V142H115ZM119 141V142H118ZM127 141V142H126ZM130 141H131V143H130ZM139 141H137L138 143H139ZM150 142V143H149ZM133 143V144H132ZM137 143V144H138ZM105 144H107V145H105ZM137 144H136V146H137ZM140 144V143H139ZM138 144V145H139ZM141 145V144H140ZM108 146V147H107ZM135 146V147H136ZM142 147H143V145H141ZM140 146V147H141ZM143 147V148H144ZM132 148V149H131ZM99 151V152H97V150ZM107 151L108 150V153L109 152H111L110 154H113V156H114V154L116 155V158H118L117 160V162H115V164H116V168L117 169H115V167L113 168V167H111V166H113L112 164H114V162L113 161H111V163L109 162L110 160H107L106 158H105V160H103V158L104 157H102V155H100V152L102 151ZM133 150V151H132ZM131 151V152H130ZM82 155V156H81ZM93 155V156H92ZM135 155V156H134ZM31 156V155H30ZM28 157L27 155H25L23 158L24 159H22L23 161V165L25 166V167H28V166H30L31 164H33V162L31 161L32 160V156L31 157ZM80 156V159H82V158H84L83 157V153L82 154H80L79 155ZM78 156V157H79ZM97 156V157H96ZM112 156V155H111ZM112 156V157H113ZM118 156V157H117ZM95 157V158H94ZM177 160H179V162H182V163H185L183 160H185L187 157H185L184 156V154H182L181 153V155L180 154H178L177 155ZM26 158V159H25ZM97 158V159H96ZM114 158V157H113ZM137 158H138V156H137ZM109 159V158H108ZM110 159H111V157H110ZM85 159H83V161H84ZM0 161H3V163L5 162L4 160H1L0 159ZM28 161V162H27ZM116 161V160H115ZM136 161H137V159H136ZM186 161V160H185ZM30 162V163H29ZM103 162V163H102ZM109 162V163H108ZM118 163V164H117ZM131 163V164H130ZM0 164H2V163H0ZM6 164V163H5ZM2 165V166H4V168H5V166L6 165ZM30 164V165H29ZM130 164V165H129ZM94 165V166H93ZM127 165H129V167L127 166ZM101 166V167H100ZM121 166H123V167H121ZM124 166H127V167H124ZM3 167H2V169H1V166H0V208H2V209H0V216H2L3 215V217L2 218H4V216H6L7 215V213H9V212H11V211H14L13 212V214H15L16 216H18L17 218H16V220L15 221H17V220H19L18 218L20 217V218H23V217H25L26 218V215H29L30 214V210H31V206L32 205H34V203L35 202H30V203H33L32 205L31 204H29V202L27 201V197H25V195L24 194H19L18 193V195H16V192L17 191H20L19 190V187L18 186H20V185H24V183H25V178H26V175L24 174L25 172H21V171H17L18 173H17V175H16V171L13 173V171L11 172V171H9L8 169L7 170H5ZM7 168V167H6ZM110 168V169H109ZM125 168V169H124ZM120 170V171H119ZM7 171V172H6ZM105 172V173H104ZM11 173H13V174H15V175H13V174H11ZM21 173H23V174H21ZM93 173V172H92ZM21 175H23L24 177H21L20 178V176ZM15 176V177H14ZM99 176V177H98ZM110 176V177H109ZM105 177V178H104ZM24 178V179H23ZM119 178V179H120ZM27 179V178H26ZM98 179H99V181H98ZM110 179V180H109ZM7 180V181H6ZM25 180V181H24ZM106 180V181H105ZM17 181V182H16ZM20 181V182H19ZM107 181H108V183H107ZM3 182V183H2ZM24 182V183H23ZM14 184L15 186H17L16 188L14 187V185H8V184ZM50 183H52V182H50ZM6 184L7 185V187L8 186H10L9 188L11 189H13V187H14V189H15V191L16 192H14V196L13 195H10L11 193H10V189L9 188H6V185L4 186V185ZM53 184V183H52ZM237 187V186H236ZM235 187V188H236ZM3 188H4V190H3ZM6 188V189H5ZM38 188H42V187H38ZM106 188V187H105ZM8 189V190H7ZM13 189V190H14ZM36 190H38L37 188H35ZM43 189L44 188H42V189H40L39 191H43ZM238 189V187L236 188V190ZM9 191V192H7V191ZM6 191V192H5ZM32 192H35L34 193V196L35 197H38L39 198V195L41 194L42 196H43V194H42V192L40 193V194H38L39 192H36L35 190H32ZM262 192H264V190H262ZM7 193V194H6ZM9 193V194H8ZM38 194L37 196L35 195V194ZM44 193V192H43ZM19 197H21L20 198V200H19ZM31 197L33 198V195L31 194ZM41 197V196H40ZM25 198V199H24ZM15 201H14V200ZM34 199V198H33ZM12 200V201H11ZM18 200L20 201V202H24L23 204H20V202H19V206H20V208H18V205H16L15 203H17L18 202ZM25 200H26V202H25ZM4 201H6V202H4ZM12 202V203H11ZM28 203V204H27ZM3 204H6V206L5 205H3ZM56 204V203H55ZM50 205V207H46L48 210L45 212V214L46 215H40L41 217V219L40 218H38L39 216V214L37 215L38 217V222L36 223V221H35V223H36V225L33 223L32 224V221L33 220H36V219H33V220H31V224L28 222H26L27 221V218H26V221H24V219L25 218H23V220H19V223H23V221L26 223V224H30V226H27L26 224V226L27 227H24L23 228V226L21 227V228H23L24 229V233H25V236H23L24 235V233H21L22 235L21 236H19V237H22V240H21V242H19L18 243V245H17V243H13V245H12V248L13 249H11L9 246L7 247V245H5L6 244V242L4 243V245L6 246V247H4V249H3V245H2V243L4 242V240L2 241V239H5L6 241L8 240V236H10L11 234H9L10 232H9V229H11L12 231H11V233L12 232H15V230L16 229H14L16 226L14 225V226H12V225H10V227L8 226V225H5V228L3 227V226H1L2 224H3V222H2V224H1V222H0V228H2V229H0V237H1V240H0V255H2V256H0V264L2 263V264H17V262L16 261H21V260H24V259H28L29 260V258L27 257V256H29V255H27V253H30L31 252V254H32V257H33V251H36L35 252V254H37L38 256H39V254L41 255V251L40 250H42L41 248L43 247V250L45 249V250H47V251H49L50 249V247H51V244L53 245L54 244V246H55V244H57L56 242H58L59 243V245L61 244V241H60V239H58V238H60V233H61V235H62V240H63V228H64V225H63V223H65V222H61V221H63L64 219H62L60 216H58V218H56L57 217V215H59L60 214V209H59V205L57 206V204L56 205ZM11 205H14V206H12L11 207ZM27 207H29V208H27ZM28 205H30V206H28ZM37 204H35V206L34 207H37V208H39L38 206H36ZM6 207V209H5V207ZM17 206V207H16ZM14 207V208H13ZM24 207V208H23ZM27 209H29V210H27ZM45 208V209H46ZM58 209H59V212H58ZM11 210V211H10ZM26 210V211H25ZM64 209H62L61 210V212L63 211ZM3 211V212H2ZM43 211V210H42ZM45 211V210H44ZM44 211H43V213H44ZM5 212V213H4ZM21 212H23V214H21ZM27 212V213H26ZM34 212V211H33ZM39 212V211H38ZM40 212H41V210H40ZM58 212V213H57ZM1 213H2V215H1ZM19 215H18V214ZM26 213V214H25ZM32 213V212H31ZM62 213H64L65 214V212H62ZM61 213V214H62ZM6 214V215H5ZM12 214V213H11ZM10 214V215H11ZM33 214V213H32ZM42 214V213H41ZM64 214H62V215H64ZM49 215V216H48ZM51 215V216H50ZM55 215H56V217H55ZM15 216V217H16ZM21 216H23V217H21ZM42 216H43V218H42ZM48 216V217H47ZM30 217V216H29ZM52 217V218H51ZM63 217V216H62ZM193 218H195L194 216H192ZM192 217H190L189 216V218H186V220L184 221V222H182V224H180V225H182V226H180L179 224L178 225H175V224H172V225H174V226H172L171 228H170V226H169V229H168V233L166 232V233H164V235L165 236H163L162 237V241H164V244L166 245L168 242V245H166V246H170V248H177V247H179V246H181L182 244H184V242L186 241V240H188V242H190V241H196L197 243H198V241L200 242L201 241V243L202 242H204L203 241V239H205V238H207L206 239V241H209L208 239H212L213 237H215L214 235H216V234H214L213 236L211 235L212 233H213V231L215 230V228L213 227V229L214 230H212L211 229V227H209V229H208V225H206V222L205 221H203V224L205 225H203L202 224V222L200 221L201 219L200 218H198V219H200V220H198L197 218H195V219H193ZM6 218V217H5ZM9 218V217H8ZM36 218V217H35ZM64 218H65V216H64ZM0 219H1V217H0ZM29 219V218H28ZM47 219H49V222H50V224L48 223V220ZM58 219V220H57ZM59 219L61 220V221H59ZM7 220V219H6ZM188 220V221H187ZM4 221V220H3ZM21 221V222H20ZM30 221V220H29ZM42 221H44V223L42 222ZM46 221V222H45ZM187 221V222H186ZM201 223H200V222ZM5 222H7V221H5ZM40 222H41V224H40ZM54 224H53V223ZM205 222V223H204ZM17 223V222H16ZM61 223H62V225H61ZM4 224H7V223H4ZM47 224H48V227H47ZM33 225V226H32ZM9 227V229H8V227ZM41 228H39V227ZM42 226H43V228H42ZM49 226H51V228L49 227ZM63 226V227H62ZM107 226H109V225H106V228H107ZM111 227H112V225H110ZM109 226V227H110ZM196 226V227H195ZM31 227V228H30ZM34 227L36 228V230L35 231H33V229H34ZM38 227V228H37ZM53 227H55V230H53L54 228ZM110 227V228H111ZM207 227V228H206ZM20 228V229H21ZM47 228H50L48 231H46L47 230ZM115 228V227H114ZM6 231V235H4L5 234V231ZM7 229V230H6ZM23 229H22V231H23ZM46 229V230H45ZM65 229V228H64ZM108 229V228H107ZM39 231V233L41 232V234H40V236L41 237H43V234H44V237L43 238H41V237H39L40 239H41V241H40V239L38 238V236L39 235H36V233L37 234H39L38 233V231ZM41 230V231H40ZM43 230H45V231H43ZM105 230V229H104ZM110 230V229H109ZM21 231V230H20ZM37 231V232H36ZM112 231H114L113 230V228H112ZM112 231H109L110 232V234H111V232ZM152 231V232H151ZM48 232V233H47ZM54 232V233H53ZM105 232V233H104ZM103 233L104 234H106L107 236H113V234L115 235V234H117V233H115V232H119L120 234H122L123 233V235H124V232L126 233V235H128L127 234V232L125 231V230H121L120 229V231H119V229H118V231H116V228H115V232L112 234V235H110V234H108V230H106V231H104ZM107 232V233H106ZM122 232V233H121ZM135 232H136V234H135ZM133 234H135V235H138V236H135V235H132L133 237H131L130 236V238H127V239H125L126 241H124L123 243V245H124V247L122 246V247H120V249H117V250H115L114 252H112L111 254H110V256L108 255L106 258H105V260H102L103 262H102V264H148V262H149V264H150V262L152 261V260H155V261H157L159 264H177V263H174L175 261L174 260H176V259H178V258H176V259H172V261H171V258H170V256H172L173 257V255L171 254V252H170V256H167V258L165 259V254L167 255H169V253H168V251H170V249L168 248V247H166V246H163L162 244V241H160L159 242V245H156V244H153V240L151 241L150 239H151V237H152V239H153V237H154V234H155V232L156 231H154L152 228H143V229H138V230H136ZM144 232V233H143ZM52 235V234H54V235H52V236H49L50 234ZM139 233V234H138ZM150 233V234H149ZM170 233V234H169ZM215 233V232H214ZM33 234H35V235H33ZM49 234V235H48ZM57 234V235H56ZM99 234V233H98ZM141 234V235H140ZM146 234V235H145ZM152 234V235H151ZM3 235L4 236H6V237H3ZM28 235V236H27ZM100 235H101V233H100ZM103 235V234H102ZM145 235V236H144ZM149 235H151V236H149ZM210 235V236H209ZM30 236V237H29ZM47 236V237H46ZM104 236V235H103ZM135 236V237H134ZM141 237V239H140V237ZM172 236V237H171ZM212 236V237H211ZM49 237V238H48ZM57 237V238H56ZM74 237V236H73ZM99 237L100 236H98V239H99ZM166 237V238H165ZM23 238H26V239H23ZM32 239V241L30 240L29 241V244H27V245H29L31 248H32V250L30 249L29 250V246H28V250L27 249H25V246H27V245H25L24 246V248L23 247H17L16 248V245L17 246H23L24 244H26V241H27V243H28V240L27 239ZM50 238H51V240H50ZM74 238H76V237H74ZM73 238V239H74ZM134 238V239H133ZM139 238V239H138ZM168 238V239H167ZM176 238V239H175ZM42 239H45L44 240V244H43V240ZM59 241H58V240ZM102 239H103V237H102ZM174 239V240H173ZM194 239V240H193ZM26 240V241H25ZM35 240L37 241V243H35ZM39 240V241H38ZM76 239H74L73 241H75ZM137 240V241H136ZM143 241V242H146L147 240L149 241H151V244H150V241H149V244L151 245H149L148 244V241L146 242V243H144L143 244V242H141L140 243V241ZM146 240V241H145ZM177 240V241H176ZM49 241H52V242H50L49 243ZM73 241H72V239H70V241H69V243L71 244H74V243H76V241L73 243ZM101 242L103 241V240H100ZM132 243H131V242ZM182 241H184V242H182ZM205 241V242H206ZM23 242H25V243H23ZM31 242H34V243H31ZM139 242V243H138ZM166 242V243H165ZM172 242V243H171ZM182 242V243H181ZM196 242H193V244H197ZM10 243V242H9ZM8 243V244H9ZM21 243H23V244H21ZM41 243V244H40ZM49 245H48V244ZM181 243V244H180ZM186 243H187V241H186ZM191 243V242H190ZM189 243V244H190ZM10 244H12V243H10ZM9 244V245H10ZM68 243H66V245H67ZM70 244H68V247L71 249L70 251H69V249H66L67 248V246L64 248V249H66V250H64L63 248L62 249H60L61 251H60V253H59V251H57V255H56V257H58V258H60L59 256L61 255V259H58V258H56L55 256H53V255H55L54 253L56 252H54L53 253V255H50L49 253L50 252H47L48 254H49V256H51L52 258H49L50 259V261L53 259V258H55V260H57V261H55V260H53V261H51V262H53L52 264H55L54 262H56V264H57V262L58 261H60L61 260V262H62V260L65 262L67 259H68V256L69 257H74V255L76 254V253H74V252H77L78 253V251H74L73 252V245L71 246ZM129 244V245H128ZM140 244V245H139ZM148 244V245H147ZM152 244L153 245H155L156 247L158 246V247H160L161 248V251H162V249H163V251L161 252V253H163L164 251V258L162 257V255L161 254H158L157 255V253L160 251V249L159 248H156L155 246L154 247H152ZM171 244V245H170ZM173 244V245H172ZM178 244H180V245H178ZM192 244V243H191ZM36 245H37V247L38 246H40V249H38L39 251H40V253H39V251L37 250V247H36ZM45 245V246H44ZM46 245H48V246H46ZM128 245V246H127ZM34 246V247H33ZM42 246V247H41ZM54 246H53V248L52 249H55L54 248ZM127 246V247H126ZM45 247V248H44ZM74 247H75V244H74ZM1 248H2V250H1ZM8 248V249H7ZM20 248V249H19ZM124 248H125V250H124ZM165 248H168L169 250H166ZM172 248V249H173ZM6 249V250H5ZM9 249H11V250H9ZM22 249H25L27 252H25V250L23 251ZM57 249V248H56ZM59 249V248H58ZM146 249V250H145ZM4 250V251H3ZM18 250H20V252L18 251ZM44 250V251H45ZM64 250V251H63ZM159 250V251H158ZM8 253H6V252ZM11 251V252H10ZM19 252L18 254L16 253V252ZM51 251V250H50ZM54 251V250H53ZM68 251H69V254H68ZM158 251V252H157ZM21 252H23V253H21ZM63 252V253H62ZM66 252V253H65ZM155 252V253H154ZM3 253H5V254H7V256H4V254ZM12 253V254H11ZM46 253V252H45ZM51 253H52V251H51ZM66 254V256H65V254ZM73 253H74V255H73ZM10 254V255H9ZM18 256H17V255ZM21 254H24V256L23 257H21L20 255ZM44 254V253H43ZM60 254V255H59ZM64 254V255H63ZM79 254V253H78ZM25 255H27V256H25ZM37 255L34 257V262H37L38 260H36V259H38V258H36L37 257ZM68 255V256H67ZM116 255V256H115ZM161 255V256H160ZM186 256H190V257H186L187 259H186V262H183V261H185V260H183V259H185V257L183 258V257H181L182 259L181 260H183L182 262L183 263H181V262H179L178 264H197V262L199 261H197V262H195V258H193V257H195V255L194 254H190V253H188V254H185ZM194 255V256H193ZM200 255V257L202 258L204 255L206 256L207 254L205 253V252H201V254H199ZM201 255H203V256H201ZM16 256V257H15ZM20 256V257H19ZM46 256V255H45ZM48 256V257H49ZM75 256H77V255H75ZM80 256V255H79ZM157 256H160L161 258H163L164 259V263L162 262V259H159ZM183 256V255H182ZM193 256V257H192ZM205 256L202 258L203 260V262L205 261V259L206 260H208L207 258H209V257H207L206 256V258H205ZM11 257V258H10ZM20 258V260L19 259H17L16 260V258ZM26 257V258H25ZM41 257H43V259H44V256H41ZM48 257H46V258H48ZM170 259H169V258ZM175 257H177V256H175ZM179 257V256H178ZM180 257H179V259H178V261H180ZM193 259H192V258ZM197 257V259H200V257L197 255L196 256ZM199 257V258H198ZM21 258H23V259H21ZM36 258V259H35ZM153 258V259H152ZM174 258V257H173ZM189 258V259H188ZM205 258V259H204ZM13 259V260H12ZM30 259H31V261H32V259L33 258H31L30 257ZM49 259H46L47 261H49ZM152 259V260H151ZM192 259V260H191ZM12 260V261H11ZM27 260V261H28ZM39 260H42V259H40V257H39ZM45 260V259H44ZM147 260H149V261H147ZM194 260V262L192 263V261ZM11 261V262H10ZM30 261V260H29ZM30 261V262H31ZM46 261V262H47ZM50 261H49V264H51L50 263ZM13 262V263H12ZM41 262V261H40ZM43 262V261H42ZM60 262V263H61ZM188 262V263H187ZM201 262V260L198 262V263H200ZM203 262H201V263H203ZM153 263V262H152ZM37 264H39V263H37ZM62 264H64V263H62ZM65 264H66V262H65ZM101 264V263H100Z\"/></svg>",
  "mask_w": 264,
  "mask_h": 264
}]
</instances>
